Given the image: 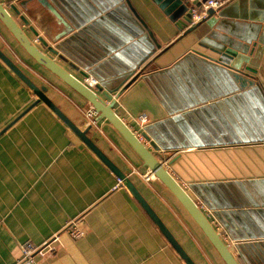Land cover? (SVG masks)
Returning a JSON list of instances; mask_svg holds the SVG:
<instances>
[{
	"label": "crops",
	"instance_id": "1",
	"mask_svg": "<svg viewBox=\"0 0 264 264\" xmlns=\"http://www.w3.org/2000/svg\"><path fill=\"white\" fill-rule=\"evenodd\" d=\"M0 2L33 41L36 32L50 46L61 45L71 62L105 79L116 80L127 68L139 66L149 44L155 46L126 0ZM130 2L161 50L181 36L180 27L188 26L183 20L172 22L153 0ZM12 5L29 26L20 21ZM194 48L198 53L192 56L155 62L161 52L157 50L141 65L150 64L118 99L115 111L137 134L147 125L163 123L156 130L164 141L189 146L164 152L165 163L202 203L191 189L193 184L264 180V98L259 92L230 86L227 76L199 52L216 55ZM0 50L37 86L48 88L47 96L72 123L81 130L88 128L90 104L36 65L1 21ZM62 64L84 80L80 72ZM35 100L0 59V264H18L22 244L41 246L56 235L55 249L37 253L34 264H185L131 193L118 187L116 175L49 107L40 103L20 117ZM141 114L148 116L144 127L137 121ZM94 118L88 136L130 176L194 263L224 264L167 188L155 178L143 179L150 172L122 136L107 120L96 123ZM262 192L252 195L260 200ZM201 206L241 264H264V237L258 236L264 234V216L259 212L263 206L243 209L255 213L250 224L238 216L244 224L253 225L257 234L238 244L227 237L214 213ZM72 220H80L85 232L80 239L64 231ZM238 245L244 247L243 253L235 249Z\"/></svg>",
	"mask_w": 264,
	"mask_h": 264
},
{
	"label": "water",
	"instance_id": "2",
	"mask_svg": "<svg viewBox=\"0 0 264 264\" xmlns=\"http://www.w3.org/2000/svg\"><path fill=\"white\" fill-rule=\"evenodd\" d=\"M130 10L138 18L139 22L149 32L154 45L149 44L148 51L143 55L136 65L124 70L118 79H105L98 76L94 70L88 67L80 68L75 65L72 58L66 54L61 45L50 46L43 38L35 33L37 40L33 41L24 30L21 23L10 13L8 7L0 2V21L13 36L20 47L35 62L50 74L58 78L77 94L83 97L93 108L97 115L96 123L101 120H107L113 128L122 136L127 144L143 161V166L148 168L155 179L159 180L167 190L174 196L178 203L187 212L189 217L197 225L199 230L211 244L224 264H241L239 258L233 252L221 232L208 218L202 209V206L214 213L215 218L223 226L227 237L237 242L255 238L252 221L253 211L244 212V208L264 207V198L256 200L253 195H259L264 190V180L247 182H227L224 184H193L191 189L202 202L196 201L188 190L172 175L166 166L167 151H179L187 149L189 146H179L177 142L164 141L157 132V128L163 126V123L147 125L144 128L142 138L150 144V147L140 139L129 125L116 113L115 106L122 94L131 87L139 77L148 68H140L141 65L152 57L162 46L157 43L148 26L140 19L134 10L130 0H126ZM159 8L174 23L183 20L187 26L182 31L181 36L165 49L161 50L154 58V61L160 58L177 59L184 55L192 56L194 47H200L209 50L216 57L202 54L200 57L216 65V70L225 74L229 80L230 86L235 89H246L261 93L264 98V0H233L218 10H210L209 18L194 27H189L191 23V9L185 0H153ZM10 8L20 16V21L29 26V22L20 15L19 9L12 5ZM226 20H240L247 22L245 24H232ZM201 28V29H200ZM206 34L208 36L204 37ZM39 43L44 46L49 53L40 48ZM187 58H189L187 56ZM0 59L25 83V85L36 96L35 102L25 113L40 103L49 107L72 131L75 133L101 160L104 164L122 181L125 187L136 201L141 205L150 219L159 228L161 233L167 239L169 244L179 254L185 264H195L182 245L177 241L164 222L149 205L136 185L132 182L130 176L123 173L114 163H112L96 146L94 141L88 136L92 126L81 130L72 123L63 112L47 96L48 88L37 86L12 60L0 50ZM159 64L162 65V63ZM68 64L73 70L80 72L85 78L92 76L98 82L96 89H91L84 80L75 76L62 63ZM222 67L219 68L218 66ZM139 67V71L137 70ZM88 71V72H85ZM116 85V86H115ZM231 87V88H232ZM169 137V133L164 134ZM175 142V143H174ZM160 151H163L160 153ZM253 194V195H252ZM237 209V212L234 211ZM227 210H229L227 212ZM231 210V211H230ZM264 216V211L259 210ZM233 216V217H232ZM238 216H241L249 224H244ZM260 222V220L258 219ZM245 230V231H244ZM263 236V235H258ZM236 250L243 253V246H236ZM248 261V260H247ZM248 264L249 261H248ZM252 264V263H251ZM254 264V263H253Z\"/></svg>",
	"mask_w": 264,
	"mask_h": 264
},
{
	"label": "built area",
	"instance_id": "3",
	"mask_svg": "<svg viewBox=\"0 0 264 264\" xmlns=\"http://www.w3.org/2000/svg\"><path fill=\"white\" fill-rule=\"evenodd\" d=\"M185 1L188 3V5L191 9V14H192L191 23H190L189 27H194V26H197L198 24L202 23L203 21H205L209 18L210 10H212V9L218 10L233 0H185ZM84 82L91 89H96V87L99 84V82L92 76L85 78ZM96 116L97 115L94 112L93 108H91L88 111V118H89V122L87 124L88 126L93 125V123L95 122L93 120V118ZM137 121L141 126L144 127L145 124L148 123V116L146 114H141L140 116H138ZM137 135L140 137V139L142 141H144L141 134H137ZM154 178L155 177L153 176L152 173H148V174L143 176V179L147 182H150ZM119 186H122V181L118 179V187ZM64 231H66L74 239H80L85 234L83 229L80 227V220H72V221L68 222ZM57 240H58V235H56L54 238H52V240L50 242H47L41 246L34 245L31 242H26V243L22 244L21 245V257L19 259L18 264H34L35 263L34 256L37 253L44 254L45 252H52L55 249L53 244Z\"/></svg>",
	"mask_w": 264,
	"mask_h": 264
}]
</instances>
